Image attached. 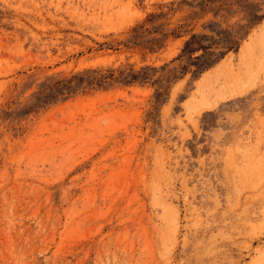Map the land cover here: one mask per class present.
<instances>
[{"label": "rangeland", "instance_id": "obj_1", "mask_svg": "<svg viewBox=\"0 0 264 264\" xmlns=\"http://www.w3.org/2000/svg\"><path fill=\"white\" fill-rule=\"evenodd\" d=\"M171 1L0 0V111L49 75L170 63L185 37L157 51L126 40ZM263 25L174 79L155 122L150 82L0 118V264H264V57L238 92L198 88L244 47L264 51Z\"/></svg>", "mask_w": 264, "mask_h": 264}, {"label": "trees", "instance_id": "obj_2", "mask_svg": "<svg viewBox=\"0 0 264 264\" xmlns=\"http://www.w3.org/2000/svg\"><path fill=\"white\" fill-rule=\"evenodd\" d=\"M178 13L181 17L174 20ZM234 17L237 19L233 21ZM262 19L264 0H178L162 4L159 11L150 13L132 28L126 44L157 51L170 37H185L180 53L170 63L160 67L148 65L139 70L131 65L129 68L84 69L63 77L60 74L49 75L25 102H17L18 106L14 108L2 109L0 118L13 124L80 92L109 88L115 84L150 82L156 86V91L148 118L154 121L174 79L189 71L198 76L230 51L238 50L251 29ZM175 61L178 65L169 68ZM159 71L162 75L157 76Z\"/></svg>", "mask_w": 264, "mask_h": 264}, {"label": "bare ground", "instance_id": "obj_3", "mask_svg": "<svg viewBox=\"0 0 264 264\" xmlns=\"http://www.w3.org/2000/svg\"><path fill=\"white\" fill-rule=\"evenodd\" d=\"M261 33H264V25L262 26ZM259 38L261 37L256 36V38L252 39V42H258ZM256 48V54L251 56L248 55L246 51L247 47H244L237 63L231 60L229 64L226 65L224 62L216 70H214V74L209 73L204 76L198 88L202 90L207 86L212 89L211 94L214 96L212 99L213 102L218 98L220 99L224 96L240 91L250 76L253 67V60L264 57L262 45L260 44ZM255 56H259V58H255ZM206 80H211L209 82L211 85L208 84V86L206 84ZM209 105H211V102Z\"/></svg>", "mask_w": 264, "mask_h": 264}]
</instances>
